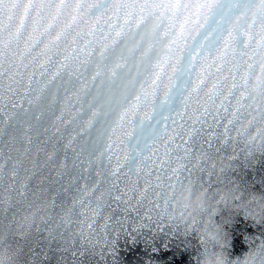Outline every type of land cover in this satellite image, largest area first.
I'll use <instances>...</instances> for the list:
<instances>
[{
	"label": "snow or ice",
	"instance_id": "1",
	"mask_svg": "<svg viewBox=\"0 0 264 264\" xmlns=\"http://www.w3.org/2000/svg\"><path fill=\"white\" fill-rule=\"evenodd\" d=\"M257 154L264 0H0V264H264Z\"/></svg>",
	"mask_w": 264,
	"mask_h": 264
},
{
	"label": "water",
	"instance_id": "2",
	"mask_svg": "<svg viewBox=\"0 0 264 264\" xmlns=\"http://www.w3.org/2000/svg\"><path fill=\"white\" fill-rule=\"evenodd\" d=\"M233 178L248 183L252 188L264 190V187H261L260 184L261 179H264V156L257 154V160L250 167L244 166L240 168L237 175ZM24 211L26 209L23 206L16 210V220L21 218ZM12 216L13 210L11 209L7 212L0 211V238L9 232L10 227L15 226L12 223Z\"/></svg>",
	"mask_w": 264,
	"mask_h": 264
},
{
	"label": "clouds",
	"instance_id": "3",
	"mask_svg": "<svg viewBox=\"0 0 264 264\" xmlns=\"http://www.w3.org/2000/svg\"><path fill=\"white\" fill-rule=\"evenodd\" d=\"M145 136H150L151 135V133H150V129L146 126L145 127V130H144V133H143ZM101 148H102V143L99 145ZM179 188V185L177 186V189ZM177 199L179 200V203H178V205H177V209H176V211H177V213H179V211L182 209V207H183V203H184V201H183V198H182V194H180L179 196H177ZM247 254H245V256H246Z\"/></svg>",
	"mask_w": 264,
	"mask_h": 264
}]
</instances>
